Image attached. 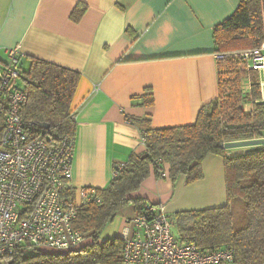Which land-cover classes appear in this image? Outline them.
<instances>
[{
  "label": "crops",
  "instance_id": "0c3cea01",
  "mask_svg": "<svg viewBox=\"0 0 264 264\" xmlns=\"http://www.w3.org/2000/svg\"><path fill=\"white\" fill-rule=\"evenodd\" d=\"M240 0H0V61L19 45L21 67L32 57L81 73L71 111L76 121L72 183L104 188L115 165L142 152L139 121L152 128L194 123L200 109L219 93L214 26ZM84 12L73 17L78 4ZM20 84H23L21 79ZM153 93V104L144 95ZM152 173L132 193L177 211L227 203L224 159L203 160L204 176L174 182ZM132 205V204H130ZM121 209L98 234L101 240L131 232L134 206ZM92 238H87L86 244ZM100 264V263H97ZM232 264V263H231Z\"/></svg>",
  "mask_w": 264,
  "mask_h": 264
},
{
  "label": "trees",
  "instance_id": "16d2710c",
  "mask_svg": "<svg viewBox=\"0 0 264 264\" xmlns=\"http://www.w3.org/2000/svg\"><path fill=\"white\" fill-rule=\"evenodd\" d=\"M81 6L78 4L72 14L75 19L84 12ZM213 35L215 52L228 54L217 60L218 95L200 109L191 124L152 128L149 117L139 121L146 136L145 149L132 153L121 168L116 164L118 173L109 185L96 188L102 200L82 205L73 220V226L92 241L65 252L24 244L1 256L0 264L18 260L23 264H122L123 238L101 240L98 234L126 206L132 204L136 213L146 207L149 200L132 193L152 173L162 177L168 165L174 182L181 174L193 182L204 176L203 160L210 153L224 159L228 201L216 207L177 211L172 218L179 238L195 242L203 251L231 247L232 264H264V143L223 146L264 137L259 72L249 69V61L241 55L264 41V0H240L233 14L214 26ZM80 76L78 70L32 57L21 75L28 94L22 108L25 125L36 126L43 137L75 136L71 102ZM144 97L146 104H153L152 92ZM7 107L6 97L0 95V125ZM42 122L50 126L43 127ZM235 207L241 211L236 213ZM28 247L34 252L26 253Z\"/></svg>",
  "mask_w": 264,
  "mask_h": 264
},
{
  "label": "built area",
  "instance_id": "2783aa9c",
  "mask_svg": "<svg viewBox=\"0 0 264 264\" xmlns=\"http://www.w3.org/2000/svg\"><path fill=\"white\" fill-rule=\"evenodd\" d=\"M6 52L9 59L0 66V95L8 106L0 125V257L24 244L58 252L79 248L88 237L73 226L78 209L102 198L96 188L72 183L75 136L43 137L36 126L25 125L22 108L28 94L20 84L24 55L19 45ZM227 55L216 53V58ZM241 55L249 69L258 70L264 100V41ZM141 140L145 143L143 132ZM129 222L132 229L123 237L122 264H226L234 259L231 247L203 251L195 242L176 238L174 219L164 203L148 202Z\"/></svg>",
  "mask_w": 264,
  "mask_h": 264
},
{
  "label": "water",
  "instance_id": "95a60500",
  "mask_svg": "<svg viewBox=\"0 0 264 264\" xmlns=\"http://www.w3.org/2000/svg\"><path fill=\"white\" fill-rule=\"evenodd\" d=\"M40 125L43 127H49L50 123L42 122V123H40ZM261 143H264V137L263 138H255V139L231 141V142L224 143L223 146L224 147H237V146L261 144Z\"/></svg>",
  "mask_w": 264,
  "mask_h": 264
},
{
  "label": "rangeland",
  "instance_id": "374dc122",
  "mask_svg": "<svg viewBox=\"0 0 264 264\" xmlns=\"http://www.w3.org/2000/svg\"><path fill=\"white\" fill-rule=\"evenodd\" d=\"M248 86L249 85H248L247 81H245V87L248 88ZM247 106H248V104H247ZM132 207H133V205H130L128 207V209H129L130 212L133 210ZM240 211H241V208L240 207H235V212L236 213H239ZM172 232L176 236V238H179L178 231H177V227L175 226V224L173 225ZM32 252H34V249H32L30 247L26 248V253H32ZM226 264H231V262L230 263H226Z\"/></svg>",
  "mask_w": 264,
  "mask_h": 264
}]
</instances>
